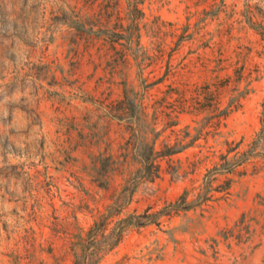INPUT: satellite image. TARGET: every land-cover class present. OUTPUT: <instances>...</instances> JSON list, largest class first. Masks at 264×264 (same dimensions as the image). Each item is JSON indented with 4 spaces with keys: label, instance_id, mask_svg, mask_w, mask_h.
I'll list each match as a JSON object with an SVG mask.
<instances>
[{
    "label": "rangeland",
    "instance_id": "obj_1",
    "mask_svg": "<svg viewBox=\"0 0 264 264\" xmlns=\"http://www.w3.org/2000/svg\"><path fill=\"white\" fill-rule=\"evenodd\" d=\"M106 212L98 264H264V0H0V264Z\"/></svg>",
    "mask_w": 264,
    "mask_h": 264
},
{
    "label": "trees",
    "instance_id": "obj_2",
    "mask_svg": "<svg viewBox=\"0 0 264 264\" xmlns=\"http://www.w3.org/2000/svg\"><path fill=\"white\" fill-rule=\"evenodd\" d=\"M174 153L175 152L171 149L156 152L153 146L138 152L136 157L142 166L138 172L142 175L143 179H155L160 168V166L156 164V159L159 157L170 156ZM171 208L173 211H175V213H179L181 211L192 209L193 204L187 202L186 196L183 195L177 202L171 205ZM115 213L106 212L105 214H102L99 220L96 221L95 224L89 229L87 235L85 237H79L81 253L77 255L74 264H98L100 255H102L104 251L113 250L121 242L123 229L125 227L132 225H144L139 219L145 217V215L143 217L129 216L128 218L121 219L116 223V226L120 227L119 231L117 228H114L112 231L106 234L107 227L116 216ZM134 219L137 220L135 221ZM89 257H91V259Z\"/></svg>",
    "mask_w": 264,
    "mask_h": 264
}]
</instances>
